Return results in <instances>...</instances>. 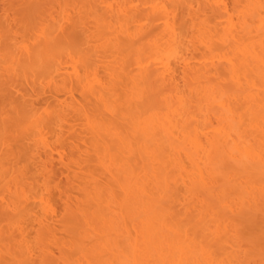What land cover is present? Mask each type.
Segmentation results:
<instances>
[{
  "label": "bare ground",
  "instance_id": "1",
  "mask_svg": "<svg viewBox=\"0 0 264 264\" xmlns=\"http://www.w3.org/2000/svg\"><path fill=\"white\" fill-rule=\"evenodd\" d=\"M23 1L44 15L0 33V264H264V0Z\"/></svg>",
  "mask_w": 264,
  "mask_h": 264
},
{
  "label": "rangeland",
  "instance_id": "2",
  "mask_svg": "<svg viewBox=\"0 0 264 264\" xmlns=\"http://www.w3.org/2000/svg\"><path fill=\"white\" fill-rule=\"evenodd\" d=\"M9 1H11V2H8V0H0V33L1 34H7V36L8 35H10V40H11V43L13 42V41H16L17 43H18V41L17 40H19V41H22V40H25L26 39V37H25V35L27 34L26 33V30L28 29L29 31H31V29H33V27L37 24V23H35V24H33V22L35 21V20H37V18H39V17H41V16H43L44 14H43V10H41L42 11V13H41V11L39 12V10L37 11V10H35L34 12H31V11H33V10H30V12L31 13H33V15H34V17H32L31 16V18H32V20H30V19H28L30 16V12L28 11L29 10V7H28V10H26V9H23L22 8V6L23 5H25L26 4V2L24 3V1L23 0H21V1H23V2H21L23 5L21 6V4H20V0H19V4H18V1L16 0V1H14L13 0V4H11V7L13 8L14 6H16V4L14 3V2H16L17 3V5L18 6H16L14 9H15V11H14V14L12 13V11L14 10H12V8H11V13H9L10 11L8 10V8H9V6L7 7V5L9 4V3H12V0H9ZM7 4V5H6ZM27 5V4H26ZM22 8V11H21V9H20V7ZM24 7V6H23ZM9 8V9H10ZM18 8L20 9L19 11H18ZM25 8V7H24ZM23 11H25V12H23ZM18 12H19V15H18ZM29 14H27V13ZM16 13V14H15ZM24 13H26V15L24 14ZM35 13V14H34ZM41 13V14H40ZM45 13V15L46 14H48V12L46 11V12H44ZM54 14H56V12H53ZM53 13H51V14H53ZM8 14V15H7ZM13 14V15H12ZM43 14V15H42ZM52 15V16H55V15ZM16 15V16H15ZM37 15V16H36ZM6 16H9V17H6ZM15 16V17H14ZM21 16H23L22 18H21ZM27 16V17H26ZM27 19H26V18ZM25 18V19H24ZM34 18H36L35 20H34ZM7 20V21H6ZM27 20V21H26ZM29 20V21H28ZM34 20V21H33ZM14 21V22H13ZM4 22V23H3ZM13 22V23H12ZM18 22H20V25L18 24ZM30 22V23H29ZM32 22V23H31ZM35 22H37V21H35ZM8 23H10V25L8 24ZM12 23V24H11ZM29 23V24H28ZM6 24V25H5ZM17 24H18V26H17ZM24 24H25V26L26 27H28V26H30V24H32V26H30V28H27L26 29V27L24 26ZM7 26V27H6ZM9 26V27H8ZM10 26H11V28H10ZM15 28H14V27ZM23 27V28H22ZM18 29V31H17V29ZM90 28V27H89ZM6 29L8 30L7 32H5L6 31ZM11 29V32H15L16 34V36L18 35H20L19 37L17 36V37H15L14 38V34L13 35H11V33L9 34V30ZM25 29V30H24ZM27 30V31H28ZM93 30V29H92ZM91 30V31H92ZM18 33H20V34H17V32ZM6 36V35H5ZM11 36H12V38H11ZM27 36V35H26ZM24 37V38H23ZM23 38V39H22ZM21 43V42H20ZM48 93V94H47ZM45 92V94H42L43 95V99H42V97L40 96L39 97V99H38V97H36L39 101V103H40V105L38 104V103H36L37 101V99L36 100H34L35 102H34V104H35V106L37 107V108H39V107H42L41 105H44V104H47L49 101V103H51L52 101L51 100H48V99H52V98H50V94H49V92ZM40 95H41V93H40ZM44 95H46L45 97H44ZM49 95V96H48ZM61 99H63L62 97H60ZM33 99H35V98H33ZM47 99V100H46ZM44 100V102H42ZM41 102H42V104H41ZM47 102V103H46ZM44 103V104H43ZM37 104L39 105V106H37ZM45 106V105H44ZM43 106V107H44ZM4 116V115H3ZM72 122H74V121H72ZM80 122V121H79ZM79 122H76L75 121V124L77 125V123L78 124H80ZM74 124V125H75ZM73 125V124H72ZM76 128V127H75ZM78 128V131H80L81 130V128H79V127H77ZM80 129V130H79ZM83 136V135H82ZM85 138H88V137H85ZM87 141V140H86ZM65 144H67V145H69L68 144V142H64ZM67 147V146H66ZM65 147V148H66ZM68 148V147H67ZM66 148V149H67ZM65 149V150H66ZM69 150H67V152H68ZM9 159H11V157L9 158ZM11 161V160H10ZM9 161V162H10ZM15 161V163H16V160H13V161H11L10 163H12V162H14ZM53 161V163H52V165H53V167L51 168L52 170L51 171H53V173H54V175L55 176H53V174H52V178H54V180H58L57 179V173H58V175L61 173V176H58V177H60V179L57 181L58 182V184H60V186L62 185H64L66 182H68L69 180H67L66 182H65V180H64V177H66V173L64 174V172H66V171H64L63 172V167L64 166H62L60 163H59V161H58V159H57V157L55 158V156H54V159L52 160ZM55 163V164H54ZM13 164V163H12ZM33 164V163H32ZM4 165H7V164H4ZM38 164H36V165H33L35 168H36V166H37ZM29 166H31V163H30V165ZM33 166H31V167H29V170H30V172L32 171V173H29V174H33V172H35V170H33L34 168H33ZM50 169V168H49ZM65 169V168H64ZM37 172V171H36ZM62 172H63V175H62ZM38 173H40L39 171H38ZM38 173H36V175H35V180H36V182L38 181L39 183L40 182H42L43 180H45V179H43L41 176L42 175H44V173L43 174H41V176H40V174H38ZM52 173V172H51ZM35 174V173H34ZM34 174H33V176H34ZM64 176V177H63ZM38 177V178H37ZM41 177V178H40ZM52 178H50L52 181H54ZM40 181H39V180ZM43 179V180H42ZM48 180V179H47ZM61 180V181H60ZM59 181H60V183H59ZM37 182V183H38ZM56 182V183H57ZM53 183H55V181L53 182ZM41 184V183H40ZM53 192H55V191H53ZM54 195V198H55V207H56V210H57V212L58 213H60L61 212V209H62V202L61 201H59L60 199H61V197L59 196L58 197V195L56 194V193H54L53 194ZM55 220H57V219H55ZM30 229V228H29ZM28 229V230H29ZM37 229V227L35 226V225H33V226H31V230H29V231H27V232H29V237H30V239H32L35 235V232H33L34 230H36ZM33 230V231H32ZM31 231V232H30ZM31 233V234H30ZM32 235H33V237H32ZM32 237V238H31ZM56 250V249H55ZM55 252V251H54ZM57 254V252H55V255ZM58 255V254H57Z\"/></svg>",
  "mask_w": 264,
  "mask_h": 264
}]
</instances>
